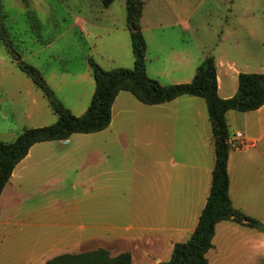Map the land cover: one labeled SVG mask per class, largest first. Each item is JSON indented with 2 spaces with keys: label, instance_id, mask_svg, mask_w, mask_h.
<instances>
[{
  "label": "rangeland",
  "instance_id": "obj_1",
  "mask_svg": "<svg viewBox=\"0 0 264 264\" xmlns=\"http://www.w3.org/2000/svg\"><path fill=\"white\" fill-rule=\"evenodd\" d=\"M143 2L147 72L161 84L174 78L157 69L188 72L171 64L174 50L190 51L196 69L213 57L221 97L236 92L240 72H264V0ZM1 15L17 58L37 67L77 116L95 90L90 57L106 70L134 66L126 0L109 6L103 0H1ZM183 21L190 29L183 30ZM237 115L228 112L231 131L247 120ZM56 121L47 98L0 40V140ZM242 140L234 146L242 149ZM53 143L36 148L5 189L0 264H45L58 254L98 248L112 256L129 252L131 264H162L176 242L189 239L215 164L204 98L183 95L149 105L122 91L106 129ZM235 156L238 187L258 180L260 188L264 162L259 169L241 163L243 153ZM213 244L210 264H264V230L221 222Z\"/></svg>",
  "mask_w": 264,
  "mask_h": 264
},
{
  "label": "trees",
  "instance_id": "obj_2",
  "mask_svg": "<svg viewBox=\"0 0 264 264\" xmlns=\"http://www.w3.org/2000/svg\"><path fill=\"white\" fill-rule=\"evenodd\" d=\"M109 6L114 0H103ZM143 0H126L127 24L130 28L133 68L106 70L92 57L90 68L95 79V90L87 110L80 116L73 114L56 96L41 71L18 59L2 23L0 0V40L17 66L42 91L57 115V121L44 126L25 129L12 141L0 140V200L2 192L16 166L28 155L36 143L67 140L75 133H95L106 129L112 121V107L121 91L130 92L144 104L155 105L172 101L183 95L202 97L206 101L215 144V164L212 183L198 223L188 240L176 242L169 260L162 264H210L207 253L213 247L216 226L221 221H232L242 226L264 230V223L236 208L229 195L228 160L232 136L228 125L229 111L248 112L264 105V72H240L236 93L228 98L219 95L215 59L206 56L197 67L190 82L163 85L148 75L146 67L147 42L140 19ZM132 255L122 252L112 256L105 248L81 253H62L45 264H131Z\"/></svg>",
  "mask_w": 264,
  "mask_h": 264
},
{
  "label": "crops",
  "instance_id": "obj_3",
  "mask_svg": "<svg viewBox=\"0 0 264 264\" xmlns=\"http://www.w3.org/2000/svg\"><path fill=\"white\" fill-rule=\"evenodd\" d=\"M179 25L183 28V30L190 29L189 22L183 21V23H181ZM170 53H171L170 59L172 61L171 64H174V65L177 64L178 66H180L178 68H183V69L187 70L188 72L186 74L184 73V75L182 73H179L178 75L173 74V73H175L174 72L175 68H173L171 65V66H167V67L164 66L162 69H159V70L157 69L156 73H159L161 76H165V77H173L174 80H171L172 81L171 84L183 83V82H188V81L190 82L189 77H194L193 75H195V71H196L195 65L191 66L192 68L190 67L191 60L193 59V54H191L190 51L185 50V49L184 50H174ZM235 89L236 88H234L233 92L230 93V95H228V96L225 95L223 98H228V97L233 96L236 93ZM220 91H221V88L219 85V92ZM119 94H118V96H119ZM118 96L116 97V100H117ZM189 96H191V95H189ZM195 97H197V96H195ZM179 98L180 97H178L172 101L179 100ZM155 105H158V104H155ZM113 107H114V104H113ZM113 107H112V114H113ZM241 113H242V115H237V116H241L242 118H244V119L246 118L247 120L242 122V125L240 126V128H238L234 131H231L232 136L230 138V143H231L232 147L230 150V155H229V160H228V172H229V176H230L229 195H230V198L232 200L233 205L236 208L241 209L247 215L260 220L264 216V181L261 182L260 188H259V185L257 183L258 180H251V181L245 182L244 188L240 189L238 187V180H237V177L235 174V166L237 165L235 155L238 153H243L244 156L241 159L242 160L241 163L245 164L246 166L249 165L250 163H252L254 165V167H257V168L259 167V169L263 168V163L261 162V160L264 162V105L257 110L248 111V112H241ZM227 120H228V114H227ZM210 125H211V123H210ZM228 125H229V123H228ZM211 132H212V128H211ZM237 133H241V137L243 139L242 141L244 142V147L242 149H239V148L234 146V143H236V141L239 138V137H237ZM71 136L66 141L65 140H59V141L62 142L61 144L66 145V144L70 143ZM53 142H55V140L47 141V142H40V143H42V145H39L40 143H36L34 146H32L28 155L14 169V172L10 178V181L8 182V184L6 185V187L4 188V190L2 192L0 204H1V201L3 199V194L5 192V189L7 188V186H9L12 183L13 178H15L16 173L18 172V171H16L18 166L21 167V165L24 164L25 161L28 160V158H30V156L32 155V152L34 150H36V148H38L39 146L40 147L43 146V143H45L46 145L53 146L54 145ZM205 143L209 144L207 142H205ZM212 146H213V150L215 152V144H214L213 134H212ZM211 183H212V181H211ZM210 188H211V186H210ZM209 193H210V190H209ZM208 195H207V198H208ZM207 198L205 199V203L207 201ZM204 206H205V204H204ZM221 222H225V221H221ZM221 222H219V223H221ZM227 222L235 223L232 221H227ZM218 224H217V226H218ZM235 224H237V223H235ZM238 225H240V224H238ZM217 226H216V233H217ZM222 229L227 230L226 228H222ZM252 229H255V228H252ZM216 233H215V236H216ZM213 246H214V244H213Z\"/></svg>",
  "mask_w": 264,
  "mask_h": 264
},
{
  "label": "built area",
  "instance_id": "obj_4",
  "mask_svg": "<svg viewBox=\"0 0 264 264\" xmlns=\"http://www.w3.org/2000/svg\"><path fill=\"white\" fill-rule=\"evenodd\" d=\"M237 137H241V133H237Z\"/></svg>",
  "mask_w": 264,
  "mask_h": 264
},
{
  "label": "water",
  "instance_id": "obj_5",
  "mask_svg": "<svg viewBox=\"0 0 264 264\" xmlns=\"http://www.w3.org/2000/svg\"><path fill=\"white\" fill-rule=\"evenodd\" d=\"M66 141V140H65Z\"/></svg>",
  "mask_w": 264,
  "mask_h": 264
}]
</instances>
